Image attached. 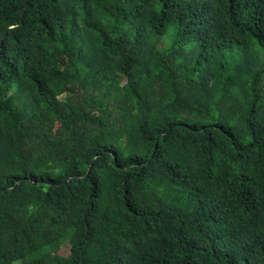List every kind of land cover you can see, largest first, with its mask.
<instances>
[{"label": "trees", "instance_id": "trees-1", "mask_svg": "<svg viewBox=\"0 0 264 264\" xmlns=\"http://www.w3.org/2000/svg\"><path fill=\"white\" fill-rule=\"evenodd\" d=\"M264 264V0H0V264Z\"/></svg>", "mask_w": 264, "mask_h": 264}, {"label": "rangeland", "instance_id": "rangeland-1", "mask_svg": "<svg viewBox=\"0 0 264 264\" xmlns=\"http://www.w3.org/2000/svg\"><path fill=\"white\" fill-rule=\"evenodd\" d=\"M19 263H20V261H15V262H14V264H19Z\"/></svg>", "mask_w": 264, "mask_h": 264}]
</instances>
